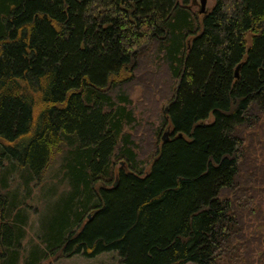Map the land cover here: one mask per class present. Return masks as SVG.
<instances>
[{"label": "trees", "instance_id": "trees-1", "mask_svg": "<svg viewBox=\"0 0 264 264\" xmlns=\"http://www.w3.org/2000/svg\"><path fill=\"white\" fill-rule=\"evenodd\" d=\"M188 3L0 0V264H264V0Z\"/></svg>", "mask_w": 264, "mask_h": 264}, {"label": "rangeland", "instance_id": "rangeland-1", "mask_svg": "<svg viewBox=\"0 0 264 264\" xmlns=\"http://www.w3.org/2000/svg\"><path fill=\"white\" fill-rule=\"evenodd\" d=\"M214 0H206L204 7L206 10H209L210 7L213 5ZM188 5L192 9V11L196 12L197 14L201 15L202 13L199 12L200 8V0H189ZM142 70V69H141ZM142 72V71H141ZM141 72L134 73V75H138ZM145 75V74H144ZM146 78H149L148 81L151 82V85L147 87L149 88V91L146 92L147 94L143 95V92H140V87L137 86L136 89L132 93V97L138 98L139 96H144V99H150V89L152 88L155 89V91H159L160 87L158 85L160 84L161 86L165 83L164 78L157 79L154 75H145ZM159 85V86H160ZM264 117V116H263ZM168 129L164 127L162 130V135L166 137L167 135L165 134V131ZM259 133V132H258ZM246 138H248L247 132L243 133ZM263 134V133H261ZM257 136V132H256ZM258 136L256 137L255 141V146L260 147L256 140ZM264 148V146H263ZM62 156L60 153L55 154V157L51 161V163L48 165L46 168L42 180L36 185L32 186V195L30 198L27 199V202L29 204V223L26 226V235L23 239V253L26 252L27 248L29 247L30 244H39L40 240L38 237V216L40 213V210L43 208L44 204V196L42 193H44V186L42 184L46 183V185L50 184H57V191H61L63 188H66V181L63 180L61 181L59 179L60 173V164H61ZM254 166L259 167L260 164H254ZM252 168V167H250ZM248 170V169H247ZM251 170V169H250ZM40 223V221H39ZM44 264H120V258L117 255L116 251L114 250H107V251H102L100 253H97L93 256L87 257L85 255H82L80 253H75L70 256H60L57 258H54L53 255H49L48 258H46L44 261ZM184 264H195L192 261H187Z\"/></svg>", "mask_w": 264, "mask_h": 264}, {"label": "water", "instance_id": "water-1", "mask_svg": "<svg viewBox=\"0 0 264 264\" xmlns=\"http://www.w3.org/2000/svg\"><path fill=\"white\" fill-rule=\"evenodd\" d=\"M205 1L206 0H200L199 12H201V13H205L207 11L205 9V7H204ZM142 47H144V45L140 47V50H142ZM234 74L237 76V67L235 68V73ZM163 139H165V137H163Z\"/></svg>", "mask_w": 264, "mask_h": 264}]
</instances>
